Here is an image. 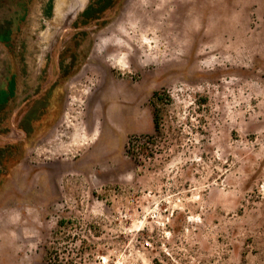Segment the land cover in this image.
Listing matches in <instances>:
<instances>
[{
  "label": "rangeland",
  "instance_id": "1",
  "mask_svg": "<svg viewBox=\"0 0 264 264\" xmlns=\"http://www.w3.org/2000/svg\"><path fill=\"white\" fill-rule=\"evenodd\" d=\"M60 1L0 0V264H264V0Z\"/></svg>",
  "mask_w": 264,
  "mask_h": 264
},
{
  "label": "trees",
  "instance_id": "2",
  "mask_svg": "<svg viewBox=\"0 0 264 264\" xmlns=\"http://www.w3.org/2000/svg\"><path fill=\"white\" fill-rule=\"evenodd\" d=\"M112 3H113V0H97L96 5L93 4L83 11V13H82L83 19H82L81 23H86L89 19L97 18L103 11H105L108 7H110V5ZM15 84H16V82H15V79L13 76L11 79V82H10V94L9 95H11V96L14 93ZM154 97H155V99H162L160 92H156L154 94ZM5 101H6V99H5ZM23 127L27 132H29L28 126H23ZM66 222H67L66 220H60L58 222L59 227H61V228L64 227ZM49 259L51 261V264H61V261L59 259V253L57 252V250H54V247H52V250L49 251ZM56 260H57V262H56Z\"/></svg>",
  "mask_w": 264,
  "mask_h": 264
},
{
  "label": "bare ground",
  "instance_id": "3",
  "mask_svg": "<svg viewBox=\"0 0 264 264\" xmlns=\"http://www.w3.org/2000/svg\"><path fill=\"white\" fill-rule=\"evenodd\" d=\"M60 2L62 3V2H64V0H61Z\"/></svg>",
  "mask_w": 264,
  "mask_h": 264
}]
</instances>
